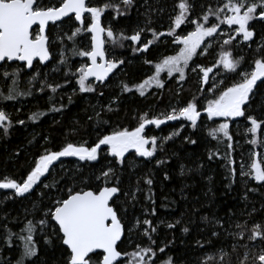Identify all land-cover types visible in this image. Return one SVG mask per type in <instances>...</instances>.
Returning a JSON list of instances; mask_svg holds the SVG:
<instances>
[{
  "label": "trees",
  "instance_id": "16d2710c",
  "mask_svg": "<svg viewBox=\"0 0 264 264\" xmlns=\"http://www.w3.org/2000/svg\"><path fill=\"white\" fill-rule=\"evenodd\" d=\"M48 2L49 0H45V3ZM51 2L55 3L56 0ZM106 2L108 0H89L93 6ZM111 2L119 4L120 0ZM190 2L195 4L191 18L196 19L204 10L201 5L216 7L222 0ZM178 3L179 0H134L126 14L116 19H113L116 16L115 11L112 8L107 9L101 16V23L105 27L111 26L117 36L121 32L130 36L141 28H153L158 33H167L171 23L170 17L179 11L176 7ZM121 9L123 10L122 4ZM210 20L214 21L215 18L210 17ZM58 25H50L52 38H56L58 34H70L78 26V22L65 18L64 22H58ZM250 28L256 33L253 40L244 42L242 37H237L236 41L224 45L223 48L221 45L227 36L206 38V42H210L212 46L207 49V54H199L189 62L190 67L186 69L184 81H179L178 73L169 78L167 73L163 72L161 79L164 80L165 87L159 89L153 86L145 90L144 96L139 94L136 85L153 74L155 64L167 56L176 55L182 47L173 43V37L165 35L156 39L150 31H145L141 35L142 42L153 41L146 52L133 51L139 45L130 40H125L123 47L106 42L107 59L123 60L125 63L114 69L102 84L87 80L86 84L95 89L92 92H81L78 84L77 69L88 63V58L73 55V45L70 41H65L66 46L57 41L51 49V60L45 64L34 61L32 69H24L20 74L19 90L31 94L19 96L15 100L0 98V109L9 113L13 121V127L7 135L0 130V178L7 176L20 181L26 178L34 159L45 149L58 151L69 142L80 144L87 141L91 144L98 135L108 134L113 128H134L138 123L137 118L144 113H148L150 117H162L173 107L182 106L196 98L201 117L195 128L190 122L183 120L168 121L158 129L154 125L148 127V135L157 137L158 147L154 157L142 158L130 153L123 167L115 164L113 158L107 155L102 156L98 162L91 163L78 161L76 157H64L55 162L44 183H51L54 179L60 180L58 187L63 189L66 183L71 186L70 177L79 181L93 173L99 174V170L109 166L111 161L120 175L121 187L124 190L134 191L137 181H140L139 187L142 191L137 193L136 200L121 195L117 204L122 214L124 209L127 210L124 221L129 227L134 225L137 219L141 222L149 219L156 227V232L152 234L156 243L152 247H165L164 253L158 252L156 264H161L168 257L172 258L173 264H205V261L207 264H220L221 255H224L223 264H255L254 257L262 242L249 241L248 236L254 222L264 224V185L242 175L241 165L243 171L247 172L253 158L264 160V143H248L252 136L246 130L251 125L244 117L228 120L234 150L231 151L230 157L226 158L225 153L229 151L226 148L227 141L220 142L210 134L212 129L221 124L223 118L209 120L203 107L208 100L216 98L225 86H230L240 77L227 73L221 66L220 73L216 75L214 70V73H210L212 78L208 84L201 86L199 77L202 73L190 70L195 65L211 67L220 58V53L227 50L232 52L235 59L243 57L237 71H250L254 67L253 60L264 56V49H260V45L264 44V23L259 20L251 21ZM193 29L194 25L185 24L176 31L185 35ZM221 29L227 32L228 26L221 25ZM90 39V33H84L77 38L76 46L86 48ZM62 50L67 57L66 64L59 63ZM17 66L19 62L12 64L7 70L11 72ZM220 80H224V83H216ZM10 83V79L7 82L0 79V91L7 94V85ZM49 84H58L61 87L56 92H52L48 87L40 91L41 86ZM124 84L132 91L124 92ZM214 84V91L199 90L201 87L208 89ZM257 84L258 90L253 96L248 112L264 118V84L259 81ZM101 92L103 96L100 95ZM61 105V111L51 110L53 106L61 108ZM109 105L113 111H108ZM36 112L46 115L33 122L29 117ZM97 113H100L99 117ZM18 120H24L25 123L18 124ZM98 120L106 123H98ZM177 132L179 134L174 135ZM169 136H172V139H164ZM257 136L261 139L260 133ZM191 140L196 143H191ZM217 151L219 155H215ZM253 153L260 155L253 157ZM228 159L234 160L235 164L230 165ZM160 160L164 163L158 164L157 161ZM233 167L236 170L235 175L231 171ZM147 178L153 180L151 190L154 193V204L146 199L149 186L144 180ZM63 195L65 193L58 191L57 187L46 189L42 184L23 196L16 195L13 189H0V264H17L23 256L22 241L13 236L10 247L5 242L7 230L19 233L28 220L41 217V208H46L54 198ZM153 208L155 215H151ZM253 209L256 211L249 216ZM245 222L246 228L236 227L237 224ZM169 224L174 227L169 228ZM51 227L57 226L52 222ZM184 228H188V231L185 232ZM214 232L217 234L213 235ZM238 233L244 235L243 240L239 239ZM130 235L131 240L123 241L124 251L131 252L137 244L148 246L150 243L143 236L142 230L133 229ZM46 238H50L51 242L46 243ZM34 239L37 254L31 258H23V264H66L68 250L53 235L51 228L45 229L43 234L38 230ZM246 253L248 258L245 261Z\"/></svg>",
  "mask_w": 264,
  "mask_h": 264
},
{
  "label": "snow or ice",
  "instance_id": "6c2138e0",
  "mask_svg": "<svg viewBox=\"0 0 264 264\" xmlns=\"http://www.w3.org/2000/svg\"><path fill=\"white\" fill-rule=\"evenodd\" d=\"M133 3L134 0H120L119 4L108 0L103 5L93 6L89 0H56L55 3H52L51 0L48 3H45V0H0V79L5 82L11 80V83L7 85V94L0 91V98L15 100L19 96L30 95V92H22L18 88L20 74L24 69H32L34 61L44 63L51 60V49L57 41L61 45H65L66 40L70 41L73 45V55L88 58L90 63H85L77 69L79 73L78 84L81 92H92L95 89L86 84L89 77H94L96 81L102 84L114 69L125 63L123 60L107 59L106 42H111L114 45L119 44L123 47V42L130 40L133 44L139 45L133 51L146 52L153 41L142 42L141 35L145 31H150L156 39L165 35L173 37V43L182 45V47L179 48L176 55L167 56L160 63L155 64V74L136 85L139 94L144 96L146 89L153 86L159 89L165 87V82L161 79L163 72H166L169 78H173L174 74L178 73L179 81H184L186 69L190 67L189 62L193 61V58L199 54H207V49L212 46L210 42H206V38L227 36L226 39H223L222 48L224 45L232 44L233 41L237 40V37H242L244 42L251 41L256 33L250 28V22L259 20L264 23V0H222V3L216 7L201 5L204 10L196 19L191 18L195 11L194 2L179 0L176 6L179 11L170 17L171 23L167 33H158L153 28H141L130 36L123 32L117 36L111 26L102 25L101 16L107 9L112 8L115 11L116 16L113 19H116L125 15L126 10ZM210 17H214L215 20H210ZM65 18L78 22V26L70 34H58L56 38H52L50 25L58 27V22L63 23ZM150 23L151 21H149ZM185 24L194 25V29L185 35L177 33L176 30ZM221 25H227L228 31H223ZM84 33L91 34L90 44L86 48L77 47V38ZM202 45H204L203 48ZM260 49H264V44L260 45ZM198 50L200 51L198 52ZM60 56L59 63L66 64L67 57L63 50L60 52ZM242 60L243 57L235 59L231 51L223 50L219 60L214 62L211 67L195 65L190 70L202 73V76L199 77L201 86L208 84L212 78L210 73H214V70L215 74L218 75L221 66L227 73H234L240 77L230 86H225L216 98L208 100L203 111L209 120L219 117L228 121L244 117L251 125L246 130L252 136L248 143L257 145L264 143V118L249 113L248 109L251 107L253 96L258 90L257 82L264 84V56L253 60L254 67L250 71H237ZM17 62H19V66L9 72L7 68ZM145 63H151V61H145ZM216 83L223 84L224 80ZM45 87L56 92L61 86L49 84L41 86L40 91H44ZM122 90L124 92L132 91L126 84L122 85ZM199 90L201 92L214 91L215 84L208 89L201 87ZM100 95L103 96V92ZM69 101L71 102V97H69ZM117 102L113 101V103ZM198 103L196 98H193L182 106L173 107L162 117H150L148 113H144L137 118L138 123L134 128H113L108 134L98 135L91 144L87 141L80 144L69 142L58 151L45 149L42 154L34 159L33 166L27 172L26 178H22L20 181L7 176L0 178V189H13L18 196L30 193L41 184L46 189L57 187L58 191L62 190L65 193L63 196L54 198L46 208H41V217L28 220L19 233H12L10 229L7 230L5 242L9 247L12 244L13 236L23 242V256L20 261H17V264H23V258H31L37 254L38 249L34 236L38 230L43 234L47 228H51L53 235L60 240L63 246H66L68 250L66 264H156L158 252H165V247L159 249L152 247L156 243L152 238V234L156 232V227L149 219H144L142 222L137 219L135 224L129 227L124 221L127 210L124 209L122 214L121 208L117 204L121 195L129 197L133 201L136 200L137 193L142 191L139 187V180L134 191L124 190L121 187L120 175H118L116 167L112 166L111 161L109 166L99 170V174L93 173L79 181L75 177H70L71 186L66 183L63 189L58 187L60 180L54 179L51 183H44V179H47L51 174L55 162L61 161V158L64 157H76L78 161L91 163L98 162L102 156L107 155L112 157L115 164L121 167L125 164L130 153L142 158H152L155 156L158 144L156 136L148 135V127L154 125L158 129L168 121L183 120L190 122L191 126L195 128L201 117ZM62 107L63 105L61 108L53 106L51 110L58 112L61 111ZM113 110L112 106L109 105L108 111ZM42 115H46V113L36 112L29 119L35 122ZM99 116L100 113H97V117ZM16 123L23 125L25 121L18 120ZM98 123L102 124L106 121L98 120ZM12 127L11 115L0 109V130L7 135ZM258 133L261 134V139H258ZM178 134V132L174 133V135ZM210 134L213 139L220 142L227 141L226 148L229 151L225 153V157H230L231 151L234 149L233 138L229 133V123H221L212 129ZM164 139L170 140L172 136ZM190 142L196 143L195 140ZM215 155H219V152L217 151ZM259 155V153H253V157ZM211 158L212 155L210 154L209 159ZM157 163L163 164L164 161L160 160ZM228 163L234 165L235 161L228 159ZM231 171L235 175L234 167ZM241 174L264 185V160L253 158L247 172L243 171V165H241ZM144 183L149 186L146 199L154 204L155 201L152 199L154 193L151 190L153 180L147 178ZM250 190L255 191V189ZM255 211L253 209L249 216H252ZM151 215H155V208L152 209ZM52 222L57 227H51ZM168 227L172 228L174 225L169 224ZM236 227L246 228L247 222L237 224ZM5 228H7L6 225ZM133 229L142 230L143 236L150 243L148 246L137 244L131 252L124 251L122 248L123 241L125 239L131 240L130 233ZM184 231L187 232L188 228H184ZM216 234L213 233V235ZM237 235L239 239H244L242 233ZM248 240L252 242L260 240L262 242L254 260L255 264H264V224L254 222ZM45 242L50 243V238H46ZM247 258L248 254L246 253L245 261ZM209 259L214 260L215 257H209ZM223 261L224 255H221L220 264H223ZM161 264H173V260L168 257Z\"/></svg>",
  "mask_w": 264,
  "mask_h": 264
},
{
  "label": "water",
  "instance_id": "95a60500",
  "mask_svg": "<svg viewBox=\"0 0 264 264\" xmlns=\"http://www.w3.org/2000/svg\"><path fill=\"white\" fill-rule=\"evenodd\" d=\"M86 15H87V14H86ZM90 35H91V34H90ZM47 62H48V61H47ZM45 63H46V62H44V63H42V64H45ZM88 63H90L89 60H88ZM111 74H112V73L109 74V77H110ZM109 77H108V78H109ZM88 80H94L95 82H99V81H96L94 77H89ZM65 247H66V246H65Z\"/></svg>",
  "mask_w": 264,
  "mask_h": 264
},
{
  "label": "rangeland",
  "instance_id": "374dc122",
  "mask_svg": "<svg viewBox=\"0 0 264 264\" xmlns=\"http://www.w3.org/2000/svg\"><path fill=\"white\" fill-rule=\"evenodd\" d=\"M106 39V38H105ZM219 60V59H218ZM160 63V62H159ZM155 74V69H154V72H153V74L152 75H154ZM224 122H227L226 120H225V118H223V120H222V122L221 123H224Z\"/></svg>",
  "mask_w": 264,
  "mask_h": 264
}]
</instances>
